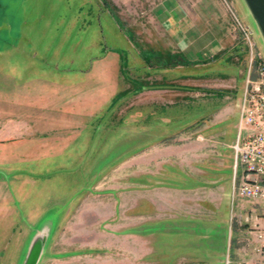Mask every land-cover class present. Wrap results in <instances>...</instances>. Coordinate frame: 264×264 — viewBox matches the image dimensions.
I'll return each instance as SVG.
<instances>
[{"label":"rangeland","instance_id":"rangeland-1","mask_svg":"<svg viewBox=\"0 0 264 264\" xmlns=\"http://www.w3.org/2000/svg\"><path fill=\"white\" fill-rule=\"evenodd\" d=\"M161 1L0 0V264L37 233L38 264H247V219L264 225L232 198L248 51L166 71Z\"/></svg>","mask_w":264,"mask_h":264},{"label":"crops","instance_id":"crops-1","mask_svg":"<svg viewBox=\"0 0 264 264\" xmlns=\"http://www.w3.org/2000/svg\"><path fill=\"white\" fill-rule=\"evenodd\" d=\"M228 12L221 0L161 1L149 15L150 22L160 25L165 35L168 34L171 49L163 57L168 60L173 58L176 62L162 68L170 72L225 62L232 66L239 65L240 53L243 52ZM252 31L255 36V30ZM3 118H7V115ZM248 236L249 242L241 250L243 261L247 264H264L256 252L261 246L257 231L249 232Z\"/></svg>","mask_w":264,"mask_h":264},{"label":"built area","instance_id":"built-area-1","mask_svg":"<svg viewBox=\"0 0 264 264\" xmlns=\"http://www.w3.org/2000/svg\"><path fill=\"white\" fill-rule=\"evenodd\" d=\"M232 18L234 34L247 48L248 69L240 100L238 137L233 145L232 198L264 204V57L257 51L253 31L238 17L228 0H221ZM248 222L257 228L261 246L256 249L264 263V227L257 218ZM262 227V228H261Z\"/></svg>","mask_w":264,"mask_h":264},{"label":"water","instance_id":"water-1","mask_svg":"<svg viewBox=\"0 0 264 264\" xmlns=\"http://www.w3.org/2000/svg\"><path fill=\"white\" fill-rule=\"evenodd\" d=\"M244 4L247 13L254 24V27L262 41V47L264 50V0H241ZM48 226L40 229V232L47 230ZM46 239L40 234H35L25 255V259L22 264H38L40 256L45 249Z\"/></svg>","mask_w":264,"mask_h":264},{"label":"trees","instance_id":"trees-1","mask_svg":"<svg viewBox=\"0 0 264 264\" xmlns=\"http://www.w3.org/2000/svg\"><path fill=\"white\" fill-rule=\"evenodd\" d=\"M169 66V65H168Z\"/></svg>","mask_w":264,"mask_h":264}]
</instances>
